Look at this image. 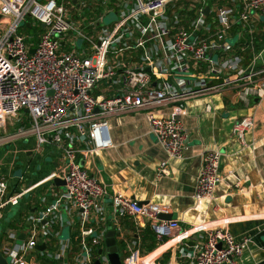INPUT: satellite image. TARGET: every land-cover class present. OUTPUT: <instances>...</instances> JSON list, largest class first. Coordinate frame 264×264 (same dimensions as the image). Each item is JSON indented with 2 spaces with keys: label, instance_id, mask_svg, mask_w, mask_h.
I'll list each match as a JSON object with an SVG mask.
<instances>
[{
  "label": "built area",
  "instance_id": "2783aa9c",
  "mask_svg": "<svg viewBox=\"0 0 264 264\" xmlns=\"http://www.w3.org/2000/svg\"><path fill=\"white\" fill-rule=\"evenodd\" d=\"M111 12L118 13V20L105 25ZM0 14L9 18L0 23V119L28 113L29 128L20 134L32 133L39 147L52 144L61 151L66 187L53 202L40 199L44 209L31 217L24 239H19L20 230L0 238L9 264H35L40 258L95 264L104 248L105 187L79 154L113 146L110 118L145 113L151 133L170 157L182 158L188 135L181 116L188 102L228 89H237L243 102L264 97V69H247L237 45L230 43L235 28L237 35L254 33L251 19L264 16V0H244L240 9L221 6L220 0H0ZM29 19L41 27L37 40L24 30L35 26ZM165 109L172 114L158 115ZM253 127V118L243 117L233 133L245 144ZM220 167L219 151L205 153L197 204L213 197L222 180ZM37 186L10 194L8 178L0 177V210L18 205ZM112 203L116 216L147 219L159 241L173 237L183 243L194 230L161 219L170 214L167 205H141L123 194ZM62 210L68 225L76 218V250L72 239H61ZM197 230L206 235L190 264H238L246 240L223 228ZM50 238L56 240L54 249ZM42 244L43 251L38 249ZM125 264H143L140 251L133 249Z\"/></svg>",
  "mask_w": 264,
  "mask_h": 264
},
{
  "label": "crops",
  "instance_id": "0c3cea01",
  "mask_svg": "<svg viewBox=\"0 0 264 264\" xmlns=\"http://www.w3.org/2000/svg\"><path fill=\"white\" fill-rule=\"evenodd\" d=\"M243 3L244 0H220L221 6L239 9ZM251 20L254 33L237 35L239 30L235 28L233 39H238L235 47L242 53L246 50L244 45H249L253 59L248 64L244 60V66L259 71L264 69V16L253 15ZM172 112L165 109L158 115L168 116ZM27 115L21 111L16 116L0 119V177L8 178L10 194L31 185L39 186L18 205L0 210V238L11 230H20V235H25L23 232L31 226L32 214L38 215L44 209L40 199L47 197L53 202L66 190L62 185L65 181L61 151L52 144L39 147L32 133L20 134L21 128H29ZM243 117L254 120L245 144L233 133L235 122ZM181 119L188 135L182 158L170 157L151 133L145 113L110 118L113 146L79 154L80 162L105 187L102 199L105 214L100 223L105 235L112 229L119 232L115 236L118 248L113 256L115 262L122 260L121 264H125L131 251L138 249L143 264H190L206 235L197 228L204 227L227 229L237 240L247 241L238 264H264V97L243 102L237 89H228L222 94L188 102ZM209 151L221 153L222 180L211 199L197 204V183L204 155ZM52 174L56 175L49 178ZM116 194L141 205L169 206V215H175L181 230L194 229L192 235L183 243L173 237L159 241L147 219L115 215L112 201ZM15 207L17 212L13 214ZM60 213L62 224L58 230L62 236L64 227L68 226V238L73 241L78 237L76 218L74 224L68 225L67 212ZM103 246V256L98 252L95 264L96 261L111 264L105 253L108 249L105 238ZM35 262L48 264L41 259Z\"/></svg>",
  "mask_w": 264,
  "mask_h": 264
},
{
  "label": "water",
  "instance_id": "95a60500",
  "mask_svg": "<svg viewBox=\"0 0 264 264\" xmlns=\"http://www.w3.org/2000/svg\"><path fill=\"white\" fill-rule=\"evenodd\" d=\"M204 13L206 15H209V13H210V7H206L204 9ZM8 20H9L8 17L0 14V23L1 22H6ZM28 26H30V25H28ZM43 27H44V25H43ZM31 53H34V50H31ZM147 70L149 71V69H147ZM62 185H65V182L62 183ZM33 212H35V210ZM33 216H34V213L32 214V217ZM174 217H175V215H164V214L160 215V218L163 219V220L175 219ZM29 224H30V222H29ZM117 233L119 234L118 231H116L115 229H112V230H109L106 233V235H105L106 244H107V247H108V249H107V251H105V253L108 254V258H109L111 264H121L120 262H115V260L113 258V256L115 254H117V252H118V248L116 246V240H115V236H116ZM24 236H25L24 234H21L19 236V239L20 240L24 239ZM61 239H68V237L67 238H64L63 235H62L61 236ZM45 248H46V245L45 244H42V245H39L38 246V249L39 250H42V251L45 250ZM219 248H221V244L219 245ZM103 253H104V250L103 249L99 251V254L100 255L103 254ZM117 257H118V255H117ZM30 260H31V257L28 258V261L29 262H30ZM0 264H9V260L4 256V254L1 251V240H0ZM96 264H100V261H96Z\"/></svg>",
  "mask_w": 264,
  "mask_h": 264
},
{
  "label": "rangeland",
  "instance_id": "374dc122",
  "mask_svg": "<svg viewBox=\"0 0 264 264\" xmlns=\"http://www.w3.org/2000/svg\"><path fill=\"white\" fill-rule=\"evenodd\" d=\"M118 13H116V12H114V13H108L106 16H105V18H104V24L105 25H109L110 23H113V22H115V21H117L118 20V15H117ZM29 21L30 22H32V24L34 25L35 24V26H33L31 29H24L25 30V32L26 33H28L29 35H33V36H35V40H37L38 39V35L40 34V32H41V27L40 26H38V25H36V22L34 21V20H32V19H29ZM22 30V29H21ZM237 38H234V39H231L230 40V43L231 44H236V42H237ZM76 45H77V47L79 48V49H81L82 47H83V45H84V41L83 40H81V39H79L78 41H77V43H76ZM16 121V120H15ZM19 174H21V172H17V176L19 177ZM57 183V185H60V182H56ZM27 198L29 197V195H27L26 196ZM17 212V207H15L14 209H13V214L14 213H16ZM69 232H70V229H69V227L68 226H65L64 227V230H63V237L64 238H67V237H69ZM119 262L120 263H122V260H119Z\"/></svg>",
  "mask_w": 264,
  "mask_h": 264
},
{
  "label": "trees",
  "instance_id": "16d2710c",
  "mask_svg": "<svg viewBox=\"0 0 264 264\" xmlns=\"http://www.w3.org/2000/svg\"><path fill=\"white\" fill-rule=\"evenodd\" d=\"M245 47H246V50H245V52H240L239 50H240V48H238V50H237V53H239V54H241V55H243L244 56V58H245V64H248L249 62H251L252 61V59H253V55L251 54L252 53V51L251 50H249V45L247 46V45H244ZM27 125L29 126V124L27 123ZM78 242H79V238L77 237V238H75V239H73V244L75 245L74 247H75V250L77 249V245H78ZM48 243H49V246L52 248V249H54L55 247H54V245H55V243H56V240L55 239H52V238H50L49 239V241H48ZM41 260H43V261H45V262H48V264H59L57 261H54V260H49V259H46V258H40Z\"/></svg>",
  "mask_w": 264,
  "mask_h": 264
}]
</instances>
